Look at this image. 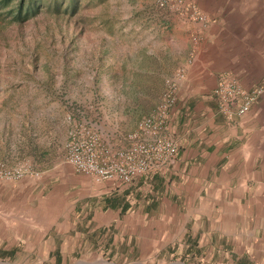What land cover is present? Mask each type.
I'll list each match as a JSON object with an SVG mask.
<instances>
[{"label":"crops","instance_id":"1","mask_svg":"<svg viewBox=\"0 0 264 264\" xmlns=\"http://www.w3.org/2000/svg\"><path fill=\"white\" fill-rule=\"evenodd\" d=\"M194 1L209 19L205 26L168 13L124 40L100 36L93 55V74L113 81L124 68L125 87L135 92L129 109L148 106V93L162 92L165 79L184 69L167 129L175 160L151 185L144 177L126 185L103 181L94 195L67 188L34 194L32 181L0 180V259L264 264V93L245 114L231 116L212 95L224 73L246 89L264 85V0ZM193 33L200 41L188 63Z\"/></svg>","mask_w":264,"mask_h":264},{"label":"rangeland","instance_id":"2","mask_svg":"<svg viewBox=\"0 0 264 264\" xmlns=\"http://www.w3.org/2000/svg\"><path fill=\"white\" fill-rule=\"evenodd\" d=\"M168 13L174 14L160 9L156 0H41L36 15L21 23L0 10V161L38 172L19 179L37 185L34 194L52 188L89 195L101 190V181L74 172L64 160L71 124L86 119L120 142L133 121L155 107L161 92L148 93V106L129 109L135 92L125 87L124 68H116L113 81L100 70L93 74L99 37L124 40L150 23L157 25ZM189 40L193 49L197 44ZM0 264L14 263L0 259Z\"/></svg>","mask_w":264,"mask_h":264},{"label":"built area","instance_id":"3","mask_svg":"<svg viewBox=\"0 0 264 264\" xmlns=\"http://www.w3.org/2000/svg\"><path fill=\"white\" fill-rule=\"evenodd\" d=\"M160 9L205 26L209 19L194 0H156ZM192 43L200 36L193 33ZM194 48V47H193ZM194 50L187 59L192 62ZM184 77V69L164 81L158 103L143 116L135 127L120 136L117 142L113 132L104 130L86 119L73 121L64 145V160L80 174L90 175L97 181L118 185L132 183L143 176L164 172L177 156L176 142L167 134L170 110L177 101L178 80ZM264 93V85L246 89L229 74H221L212 89L220 112L231 116L235 110L242 115ZM39 175L25 167H8L0 161V179L19 180L25 175Z\"/></svg>","mask_w":264,"mask_h":264},{"label":"trees","instance_id":"4","mask_svg":"<svg viewBox=\"0 0 264 264\" xmlns=\"http://www.w3.org/2000/svg\"><path fill=\"white\" fill-rule=\"evenodd\" d=\"M11 2L12 0H0V10H6L7 16L18 23L36 15L41 5V0H21L16 6L10 5ZM157 176H160V173L143 177L151 185Z\"/></svg>","mask_w":264,"mask_h":264}]
</instances>
